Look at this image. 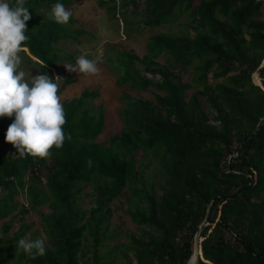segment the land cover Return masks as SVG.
<instances>
[{
  "label": "trees",
  "instance_id": "16d2710c",
  "mask_svg": "<svg viewBox=\"0 0 264 264\" xmlns=\"http://www.w3.org/2000/svg\"><path fill=\"white\" fill-rule=\"evenodd\" d=\"M56 3L72 12L73 0H25L31 18L20 55L42 74L62 76L59 94L74 81L60 63L77 57L58 43H80L87 30L73 14L65 25L49 20ZM97 4L127 35L168 27L148 35L141 56L115 49V83L153 97L124 90L121 130L99 141L104 107L92 103L97 89L84 88L61 102L71 135L62 148L43 159L0 152V264H117L131 262L129 253L133 264H189L198 231L204 260L197 247L194 264H264V0ZM13 119L0 117L4 143ZM122 194L138 233L111 225L109 203ZM29 212L39 228L25 221ZM29 234L45 239L44 256L17 249Z\"/></svg>",
  "mask_w": 264,
  "mask_h": 264
},
{
  "label": "clouds",
  "instance_id": "9594fccd",
  "mask_svg": "<svg viewBox=\"0 0 264 264\" xmlns=\"http://www.w3.org/2000/svg\"><path fill=\"white\" fill-rule=\"evenodd\" d=\"M25 0H16L10 6L7 0H0V117H14L9 125L5 142L16 149L21 158H48L50 150L63 147L65 140H71L63 126L66 123L65 110L58 96L60 77L50 78L47 73L30 76L19 70L22 64L20 56L24 42L26 22L31 18ZM72 12L62 3H56L47 14L49 20L57 24L68 23ZM98 60H90L80 55L75 63L63 64L68 72L84 75L98 74ZM45 65H43L44 67ZM87 166H92L89 158ZM46 241L42 237L32 239L22 237L17 249L32 259L46 254Z\"/></svg>",
  "mask_w": 264,
  "mask_h": 264
},
{
  "label": "rangeland",
  "instance_id": "374dc122",
  "mask_svg": "<svg viewBox=\"0 0 264 264\" xmlns=\"http://www.w3.org/2000/svg\"><path fill=\"white\" fill-rule=\"evenodd\" d=\"M72 14L77 18V22L74 26L85 28L87 33L80 37V43L65 40L58 43V46L64 54H70L76 57L86 55L90 60H98L97 67L99 68V72L95 75L68 72L65 70L63 64L74 63L63 59L60 63L63 66V74L64 76H72L74 81L66 84L58 96L62 102L65 99L79 95L84 88L97 89L99 95L92 100V103L94 105L101 104L104 107L105 115L104 127L97 140L106 141L111 135L118 133L121 130L122 123L118 114L120 107L118 97L124 90L129 91L133 95L146 98L153 97L150 91H137L129 89L126 84L118 86L115 83L119 72L117 61L114 59L115 49L130 50L138 56H141L145 52V44L148 35L152 31L167 30L168 27L166 25L151 29L143 27L139 32L131 31L129 35L124 34L122 33L123 23L121 19H111L105 9L97 4V0H73ZM159 59H162V57ZM262 65L264 64L261 62V66ZM19 70H23L26 73V79L29 80V83L30 76L42 75V73L34 66L23 63V60ZM53 76H58L62 79V76L55 72H53ZM187 76L188 74L184 76V79H186ZM252 77L254 81L256 75H252ZM257 78L258 81H260L259 76H257ZM61 82L62 80L58 81L59 85H61ZM9 149L15 148L11 144L0 141V152ZM143 160L146 161L147 158ZM155 167L156 165L154 163L151 164L150 168L146 170V173L151 174ZM89 192L90 188H86L81 193V204L85 208H88L91 205V196L89 195ZM17 199L20 203L25 204L22 194L17 196ZM109 206L112 211L110 216L111 225L118 226L121 233L128 230L136 233L139 232L131 222L130 217L125 213L127 208L125 194L114 198L109 203ZM40 209L45 212L49 211L46 205L41 206ZM24 219L28 222L33 221V228H39L37 224L38 215L29 212L25 215ZM204 224H206V222ZM18 225L19 222L15 223L14 229H16ZM120 239L125 240L128 238L126 235H122ZM198 239L200 240L202 237L199 236ZM129 259L131 262L119 260V263L117 262V264H133L134 262H132V256L130 253Z\"/></svg>",
  "mask_w": 264,
  "mask_h": 264
},
{
  "label": "water",
  "instance_id": "95a60500",
  "mask_svg": "<svg viewBox=\"0 0 264 264\" xmlns=\"http://www.w3.org/2000/svg\"><path fill=\"white\" fill-rule=\"evenodd\" d=\"M254 76L256 75V76H258V74L257 73H254L253 74ZM199 235V231L196 233V235H195V238H194V247H199L200 248V254H199V256L201 257V259H203L204 260V258H203V256H202V251H201V245H200V241L202 240V239H198V236Z\"/></svg>",
  "mask_w": 264,
  "mask_h": 264
},
{
  "label": "bare ground",
  "instance_id": "6f19581e",
  "mask_svg": "<svg viewBox=\"0 0 264 264\" xmlns=\"http://www.w3.org/2000/svg\"><path fill=\"white\" fill-rule=\"evenodd\" d=\"M197 247H198V246H197ZM197 247H194L193 256H192V258L190 259L189 264H194V262H195V258H196V255H197Z\"/></svg>",
  "mask_w": 264,
  "mask_h": 264
}]
</instances>
